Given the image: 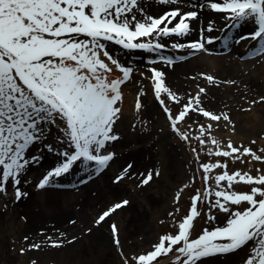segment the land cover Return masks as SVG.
<instances>
[{"label": "snow or ice", "instance_id": "snow-or-ice-1", "mask_svg": "<svg viewBox=\"0 0 264 264\" xmlns=\"http://www.w3.org/2000/svg\"><path fill=\"white\" fill-rule=\"evenodd\" d=\"M158 2L170 8L154 17L144 13L141 0H0V193L6 194L11 185L17 201L28 195L19 186L27 183L26 173L43 158L32 154L37 144H43L48 151H57L60 157L56 166L36 184L37 189L55 186L57 178L69 174L80 163L90 166L96 174L110 165L115 154L108 149L120 139L115 126L122 112L119 106L123 100L122 86L130 81L134 70L110 54L108 43L125 50L159 54L169 47L165 40L172 39V49H189L193 54L203 52L214 40L204 33L214 31L215 25L211 20L204 28L194 25L199 24L200 13L209 10L224 14V19L233 26L253 23L255 31L236 42L259 41L262 46L258 54L264 53V0H187V6L192 9L187 11H184L186 0ZM193 32H199L201 39L179 42V38ZM158 62L174 64L168 56L151 61L153 65ZM149 72L154 97L181 139L189 140L190 133L181 131L179 125L190 120L192 114H198L210 121L207 125L199 124V135L193 137L202 146L201 151L206 148L210 157L233 161L250 156L252 161L264 163V148L258 155L251 147L241 149L229 140L225 150L212 136L211 122L219 125L225 121L227 126L232 121L226 112L216 114L203 107L205 87L197 85L198 91L189 94L185 103L184 98L166 85L163 71L151 67ZM201 76L209 85L218 84L212 75ZM141 95L143 90L137 96V111L142 107ZM166 99L177 105L179 111H174ZM260 101H264V96ZM53 128L60 133L55 138L59 149L45 143ZM192 152L199 162L197 149L193 148ZM131 167L127 165L114 183L122 181ZM227 168V162L221 160L201 163L203 190H197L191 197L189 212L178 222L176 234L161 235L151 251L132 257L131 264H158L162 256L169 257L171 264H203L205 258L246 248L248 255L243 264H264V172L257 169V175L253 176L239 170L230 173ZM217 169L224 171L213 175ZM152 178L153 173L149 172L141 179V185H147ZM239 184L249 186L250 191H236ZM179 198L178 192L177 202ZM128 203L123 200L114 204L95 224L99 225ZM201 205L208 208L205 213L208 222L216 221L212 210L224 213L227 220L223 226L205 228L192 238ZM111 228L119 249L118 228L115 224ZM62 243L52 241L51 246L60 247ZM40 247V244L30 245L34 249ZM20 251L23 253L25 249ZM124 264H130V260L124 258Z\"/></svg>", "mask_w": 264, "mask_h": 264}, {"label": "rangeland", "instance_id": "rangeland-1", "mask_svg": "<svg viewBox=\"0 0 264 264\" xmlns=\"http://www.w3.org/2000/svg\"><path fill=\"white\" fill-rule=\"evenodd\" d=\"M152 1L153 3L148 2L143 8L148 15L158 17L170 8L160 4L158 0ZM219 15L223 18L222 23L218 22L214 31L204 34L214 40L206 45L207 50L203 52L193 54L189 49H172V39L165 40L169 47L159 54L144 50H125L119 45L108 43L110 54L134 70L130 81L122 86L123 100L119 104L122 112L115 126L120 139L108 149L114 152V159L99 174L94 173L90 166L80 163L69 174L56 179L55 186L37 189L36 184L48 170L56 166L60 157L57 151H48L43 144L34 146L32 154L42 155L43 158L26 173L24 180L27 183L22 182L19 186L28 195L17 201L11 185L7 187L6 194L0 193V264H124V258H128L131 264L132 257L151 251L161 235L176 234L178 222L189 212L191 197L197 190H203L201 163L221 160L227 162L230 173L239 170L256 176L257 169L264 172V163L252 161L250 156L233 161L230 158L210 157L206 154V148L201 151L202 146L193 137L199 135V124L207 125L210 121L198 114H192L190 120L186 119L179 125L181 131L190 133L189 140L181 139L172 130L152 91L149 68L156 67L165 73L166 85L173 92H180L185 103L189 94H196L197 85L206 88L207 97L208 93L216 91L215 94L220 96V86L227 85V81H233L229 76L239 75L246 79L253 78L259 88L260 97L264 96V53L258 54L261 43L241 40L236 45L237 49H231L235 45L229 48L228 43L238 33L241 38L254 32L256 26L253 23L233 26L231 21H225L224 14ZM198 39H201L199 35L190 34L188 37L179 38V42L187 43ZM251 44L253 50L246 55L237 56L233 53ZM160 56L171 57L174 64L169 66L158 62L153 65L151 61H159ZM208 73L223 82L209 85L201 76L209 75ZM116 75L119 76L120 73L117 72ZM141 90L142 107L137 111L135 104ZM239 90L241 89L237 91L234 88L231 95H225L221 90L223 112L228 113L232 123L225 126V121H221L219 125L211 122L212 136L225 146V150L227 142L231 140L234 146L241 149L251 147L259 155V150L264 148V132L257 133L264 128V101L253 103L245 99L244 95H239ZM166 103L174 111H179V107L171 101L166 99ZM203 107L216 111L204 104ZM59 135L53 128L45 143L54 144L59 149L55 139ZM253 140L256 141L255 144L251 143ZM193 148L200 154L199 162L192 152ZM129 164L132 167L125 174V178L114 183L115 178ZM222 171L224 169H217L212 174ZM149 172L153 173L152 180L147 185H141V179ZM156 172H159L158 176L155 175ZM82 181L87 182L81 184ZM235 190L247 192L250 187L239 184L235 186ZM178 192L180 198L177 202ZM96 193L106 194V197L103 196V201L95 203L92 208H86L84 218L79 219L78 200ZM31 196H35V199L32 200ZM123 200H128L129 203L99 225L95 224L104 211ZM200 210L201 215L194 222L192 238H196L205 228L223 226L227 220L224 213L212 210L216 221L210 223L205 214L208 208L201 205ZM169 213L173 215L169 216ZM113 224L118 228L119 249L113 241ZM24 237H28V240ZM52 241L64 243L60 247H52ZM32 244H40L41 247L30 248ZM22 248L25 249L23 253L20 251ZM247 255L246 248L232 254L205 258L203 264H243ZM158 264H171V261L169 257L162 256L158 258Z\"/></svg>", "mask_w": 264, "mask_h": 264}, {"label": "bare ground", "instance_id": "bare-ground-1", "mask_svg": "<svg viewBox=\"0 0 264 264\" xmlns=\"http://www.w3.org/2000/svg\"><path fill=\"white\" fill-rule=\"evenodd\" d=\"M148 2L153 3L152 0H144V2H141L143 8L148 4ZM156 6H158V5H156ZM187 10H192V9H190L187 6V0H186V5L184 7V11H187ZM200 16H201V19H200L199 24L198 25H194V27H199V28L206 27L208 21H204V20L207 19L209 21L210 20L213 21L214 25H215V28H216L217 27V23L219 22L221 24L222 23V19H223L219 14H216L215 12L209 11V10L202 11L200 13ZM245 24H247V23H245ZM191 34H197V35L200 36L199 32H193ZM239 35H241V34L238 33L237 35H235L234 37H232L229 40V42H228L229 43V48L232 47L233 45H235L231 49H233V48L237 49L236 45L238 43L236 41L238 39H240ZM254 43L255 42H253V44ZM253 44H251L249 47H243L242 49L237 50V51H235L233 53L237 54V56H244L248 52H251L253 50ZM211 71H213V70H211ZM208 74L211 75L210 73H208ZM229 74H230V72H229ZM229 79H232L235 83H233L232 85L224 84L222 87L220 86L221 90L223 92H225V95H231V93H234L233 89L236 88L237 91H238V89H241V90H239L241 92L239 95H244L245 99H248L249 101H256V100H257V102L260 101V91H259V88L257 86L256 81L253 78L246 79V78H243V77H241L239 75V76H234V77L229 76ZM216 80L219 81V84H220L221 79L217 78ZM224 86H226V88L223 89ZM237 86L239 88H237ZM221 90L219 92L220 96L215 94L217 91L213 92L211 94L208 93V97L206 96V98H204L203 104L206 107L213 109L214 111L216 110L215 112H218V111L220 112L221 111L222 113H225V112H223V108H224L223 107V98H222L223 93H221L222 92ZM176 94L181 97V93L180 92H176ZM258 132H264V128H261L260 130L257 131V133ZM57 179H59V178H57ZM81 184H82V182H81ZM103 196L106 197V194H100V193L97 194L96 193L93 196L92 195L91 196L86 195L85 198L84 197L80 198L78 200V203H77V204H79L78 205V217H79V219H83L84 218V212H85L86 208H88V207L92 208L95 203H97V202L99 203V202L103 201ZM31 199L34 200L35 196H31Z\"/></svg>", "mask_w": 264, "mask_h": 264}]
</instances>
